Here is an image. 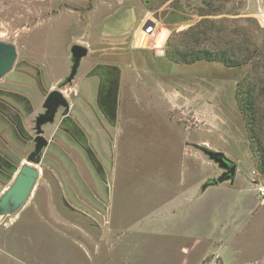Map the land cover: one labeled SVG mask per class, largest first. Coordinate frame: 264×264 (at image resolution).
Instances as JSON below:
<instances>
[{"label": "rangeland", "instance_id": "obj_1", "mask_svg": "<svg viewBox=\"0 0 264 264\" xmlns=\"http://www.w3.org/2000/svg\"><path fill=\"white\" fill-rule=\"evenodd\" d=\"M0 42L16 50L0 94L32 103L22 131L0 113L16 171L48 93L73 105L76 91L95 92L101 71L83 80L95 65L121 74L114 124L74 118L81 142L59 116L42 127L34 188L0 221V264H264V198L252 184L264 185V0H0ZM73 45L88 52L66 84ZM171 45L179 56L224 50L233 66L171 62ZM207 150L236 173L196 196L188 190L221 174Z\"/></svg>", "mask_w": 264, "mask_h": 264}, {"label": "water", "instance_id": "obj_2", "mask_svg": "<svg viewBox=\"0 0 264 264\" xmlns=\"http://www.w3.org/2000/svg\"><path fill=\"white\" fill-rule=\"evenodd\" d=\"M87 52L88 50L84 46L73 45L71 47L70 55L73 65L67 81L74 78L78 65L81 59L86 57ZM15 60V47L12 44L0 42V78L11 71ZM68 107V102L58 90L51 91L45 97L42 104L44 111L35 118L34 149L27 156L26 164L21 165L16 171L12 184L0 196V221L16 213L29 198L40 173L39 165L42 160V150L48 145V141L43 136L42 127L46 124H53L59 111L61 116H66ZM205 154L219 169H224L225 165L228 170L227 173L221 174L218 178L206 182L201 191L209 186H216L224 182L232 184L236 173V165L219 152L207 150Z\"/></svg>", "mask_w": 264, "mask_h": 264}, {"label": "flooded vegetation", "instance_id": "obj_3", "mask_svg": "<svg viewBox=\"0 0 264 264\" xmlns=\"http://www.w3.org/2000/svg\"><path fill=\"white\" fill-rule=\"evenodd\" d=\"M22 66H27V64L25 65V63H23ZM31 69L34 70L35 67H32ZM99 70L101 71V77L97 81V88L94 89L95 92L93 91V93H87L85 96H81L78 91H76V103L73 105L69 104L67 115L61 116L59 112L57 114V116L62 118L61 123L64 127V129H62L63 132L68 133V135L76 142H81L82 132L74 118H95L96 122L101 125L115 123L118 108L117 105L119 103L121 91V74L116 66L97 64L87 73L86 76L83 77V80L94 78L96 71ZM67 83H69V81H67L66 84ZM23 95L24 94H21V97H23ZM92 97V100H88ZM20 99L22 100L24 98ZM227 170L228 167L224 165V169H220V173H227Z\"/></svg>", "mask_w": 264, "mask_h": 264}, {"label": "trees", "instance_id": "obj_4", "mask_svg": "<svg viewBox=\"0 0 264 264\" xmlns=\"http://www.w3.org/2000/svg\"><path fill=\"white\" fill-rule=\"evenodd\" d=\"M170 51L166 53L167 60L174 62V63H180V64H193L199 61L206 62V63H221L225 67H232L233 65H229L230 60L228 59V56L226 55V52L224 50H216L215 52H210L208 50H198L195 52H188L185 54H181L182 56H179L178 50L174 45H171ZM249 89V88H248ZM247 89V90H248ZM249 93H247L248 95ZM16 97V100H13V105H10L9 100L10 97ZM20 98H24L22 101ZM25 102L26 108H23V111L21 110V102ZM19 102V104H17ZM18 106L16 111L14 110V106ZM5 107H8L12 111L13 114H5L7 117L3 115V111H8V109H4ZM30 109H32V103L29 101L28 97L23 95L21 97V94H12L9 92H2L0 94V113L5 117L6 121L9 122L12 125V128H15L17 126V129L21 130V120L20 115L24 116ZM9 115V116H8ZM22 131V130H21ZM16 132V131H14ZM12 156L8 153L7 149H4V147H0V178L4 181H8L11 177V175L16 171L14 165L12 164Z\"/></svg>", "mask_w": 264, "mask_h": 264}, {"label": "built area", "instance_id": "obj_5", "mask_svg": "<svg viewBox=\"0 0 264 264\" xmlns=\"http://www.w3.org/2000/svg\"><path fill=\"white\" fill-rule=\"evenodd\" d=\"M251 175H255V171H252ZM252 184L255 188V192L257 193V195L260 198H264V185L254 179H252Z\"/></svg>", "mask_w": 264, "mask_h": 264}, {"label": "crops", "instance_id": "obj_6", "mask_svg": "<svg viewBox=\"0 0 264 264\" xmlns=\"http://www.w3.org/2000/svg\"><path fill=\"white\" fill-rule=\"evenodd\" d=\"M224 183H226V182H224ZM224 183H222V184H224ZM222 184H219V185H222ZM219 185H216V186H219ZM209 187H212V186H209ZM209 187H207V188H209ZM207 188H206V189H207ZM206 189H205V190H206ZM190 190H193V194L196 195V196H197L198 194H200L201 192L203 193V192L205 191V190H204V191H201V189H200V183H199V182L197 183V186H196V187H194V188L192 187V189H189L188 192H189ZM186 193H187V192H186Z\"/></svg>", "mask_w": 264, "mask_h": 264}]
</instances>
